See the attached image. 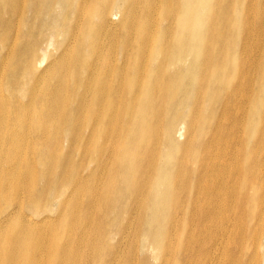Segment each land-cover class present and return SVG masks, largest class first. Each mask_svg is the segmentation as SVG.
<instances>
[{
	"label": "bare ground",
	"instance_id": "6f19581e",
	"mask_svg": "<svg viewBox=\"0 0 264 264\" xmlns=\"http://www.w3.org/2000/svg\"><path fill=\"white\" fill-rule=\"evenodd\" d=\"M45 1L6 0L0 14V26L11 32L6 40L0 37V236H6L0 264H264V2L250 17L237 58L240 24L223 33L220 6L213 2L196 13L185 2L184 13L168 24L171 58L181 65L185 57V130L169 124L163 132L155 123L136 129L144 135L130 142L124 131L118 149L116 144L112 149L107 183L94 177L100 158L90 177H78L84 156L67 180L74 154L64 152L68 161L59 171V186L65 194L59 198L53 187L47 200L54 165L61 167L62 131L56 122L88 117L108 129L119 122L123 96L122 82L112 87L113 77L101 72L97 52L91 51V42L110 39L111 32L122 40V27L113 23L120 7L111 10L109 0ZM209 10L204 33L201 15ZM154 14L153 23L145 20L131 39L145 35L154 42L156 8ZM47 17L61 20L68 34L56 67H46L55 75L64 72L65 82H51L42 73L47 48L33 29L34 19ZM26 18L30 25L22 22ZM93 20L100 23L97 29L90 26ZM20 28H26V44ZM184 31L195 44L182 42ZM200 50L207 57L199 61ZM77 54L88 58L85 75L68 80ZM60 102L70 107L58 108ZM132 120L129 113L125 125ZM184 135L185 164L181 160L172 168L178 156L157 164L161 143L172 153ZM75 137L73 146L82 139ZM83 141L86 151L88 139ZM134 146L146 150L134 155ZM48 163L49 177L42 171ZM108 214L114 219L107 220Z\"/></svg>",
	"mask_w": 264,
	"mask_h": 264
},
{
	"label": "rangeland",
	"instance_id": "374dc122",
	"mask_svg": "<svg viewBox=\"0 0 264 264\" xmlns=\"http://www.w3.org/2000/svg\"><path fill=\"white\" fill-rule=\"evenodd\" d=\"M5 1L6 0H0V14H3L5 11ZM51 1L52 0H46L45 3H49ZM262 1L264 2V0H109L111 10L116 5L120 7L121 13H117V16L113 17V23L114 25H118V30H121L120 27H122V40L115 39L114 37L119 35L111 32L110 39L105 37L98 42H91V51L93 54L97 52L95 58L101 72L110 74L113 77L112 87H116V83L122 82L123 99L121 116L119 122L115 126L108 129L104 128L103 121L96 124V121H92L88 117L78 118L73 121L60 119L56 122L58 127L57 132L62 131L61 134L57 135L61 137L63 141L62 155H59L57 159V161L61 160V167L58 168L55 163L53 169L54 180H52V186L46 193V199L49 200V198H51V193L54 191L53 187H55L57 192L61 194L59 198L65 194L64 188L59 186V171H63L61 168L68 161V157L63 155L64 152L69 155L72 153L74 154L72 163L73 168L70 169L69 166L67 167V180H70L72 177L71 174L77 161L79 162L81 157L84 156V169H79L80 172L78 177H90L97 160L100 158V165L95 171L94 177L104 178V183H107L108 181L106 182V180L109 176L113 175L112 170L109 169L112 149L115 144L116 150L118 149L121 137L124 135V131L130 142L135 137L139 138L141 135H144L136 132V129L141 130L148 128L155 123L160 125L163 132L166 129L165 127L168 128L169 124H172V126L175 125V127L178 125L176 129L181 128L185 130V57L181 65H177L176 63L178 58H171L170 52L174 46L169 39L168 31L170 18H176L181 13H184L182 10L185 9V2L191 5V9L195 7L196 13H201L203 11V7L205 6H212L210 4H213V2L216 3V6H220L223 33L233 32V26L236 23L240 24V30L238 31V45H240L233 51L235 54L234 58H237L236 55L240 57V49H242L241 47L243 41L241 43V38H245V31L248 30L249 26L251 27L250 17L257 15ZM95 7L102 10V5ZM155 8L157 10V30L154 35V42L147 40L145 35H141L140 40L137 41L131 39L136 36L139 31V26L145 20H151L153 23ZM210 15V10L205 14L202 13L201 15L202 23H205V28L203 29L204 33H206L207 26L211 24H208L207 22ZM4 17L5 14L3 15V18ZM260 19H264V14L261 15ZM34 20L38 22V25L34 27L33 33L43 37V45L47 48V56L44 62L45 72L42 71V73H47V80L51 82L56 83L57 78L65 82L64 72L55 75L53 71L46 69V67L54 69L57 65V53L61 47H65L63 40L68 35L65 34V27H63L64 25L61 20H53L52 17L42 19L36 18ZM22 22H26L30 25L32 23V19L26 18L22 20ZM47 22L48 26L46 27L45 24H47ZM99 24L100 23L97 20H93L90 26L91 28L97 29ZM143 28L144 26H140V30ZM174 28L176 29V25H174ZM25 29L26 28H20V37L23 39V44L28 43V41H25L27 38V32H23ZM38 31L41 33H38ZM17 32H19V27L17 28ZM182 34L183 43H185V41L189 44L196 43L194 37L185 38V31ZM10 35L11 32L8 34L5 33L4 28L0 26V37L6 40L10 37ZM78 37H84V35L79 34ZM28 38L32 40L30 35ZM81 40L82 39L75 40L74 44L80 45ZM210 44L212 46L215 44L216 47L215 42L212 43L210 41ZM0 49H2L1 43ZM78 53L80 54L81 50H79ZM253 54L254 50L251 52L249 57L252 67L254 59ZM199 55V61L202 58L207 57L203 50L199 51ZM6 56L7 55H4V57ZM241 58H244V54L242 53ZM87 60L88 58L80 59L78 54L71 57V71L66 74L68 80L76 74H78L80 80H82L85 74L82 73L81 70ZM144 73L145 78L143 80V85L141 86ZM26 78L27 82L31 79L28 75ZM136 93H138V99L134 102V96ZM98 103L95 104L94 110L99 108ZM57 106L58 108L68 109L70 104L60 102ZM129 113L132 114L133 120L129 125H125V121ZM172 118H175V122L170 123L169 119ZM68 126L72 127L71 131L67 130ZM94 126H96L95 130H93ZM118 129L120 130L119 133L113 131ZM76 135L81 136L82 139L80 142L77 141L76 146H73V142L76 140ZM165 135L162 136V141L165 140ZM83 138L88 139L86 151L81 145L84 143ZM179 142L181 147L179 149L176 147L172 153L168 152L161 143V155L157 157V164L159 162V164L162 165L167 159L173 160L177 156V161L172 168H178L181 160L183 161V164H185V135L183 136V139L179 140ZM145 150L146 148L143 149L138 146H134L132 152L134 155H138L141 153L143 154ZM50 153L51 152L49 151L48 154ZM97 154L98 157H96ZM120 159H122V157H120ZM38 162L40 163L41 161ZM50 167V163L43 167L42 171L44 176L46 172L49 177ZM115 172L116 175H118L119 169ZM81 183L82 182H79V184ZM52 206L55 207L54 205ZM108 219L113 220L114 217H109L108 214L107 220ZM105 226V228L108 227V222ZM5 237V235H1L0 242H2ZM262 252L263 249L261 250V255Z\"/></svg>",
	"mask_w": 264,
	"mask_h": 264
}]
</instances>
